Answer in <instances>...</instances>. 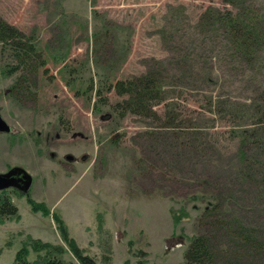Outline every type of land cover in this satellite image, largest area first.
Wrapping results in <instances>:
<instances>
[{"label":"rangeland","instance_id":"374dc122","mask_svg":"<svg viewBox=\"0 0 264 264\" xmlns=\"http://www.w3.org/2000/svg\"><path fill=\"white\" fill-rule=\"evenodd\" d=\"M0 20L44 61L15 99L0 79L15 131L0 173L32 177L27 197L6 191L18 217L0 220V264L44 256L34 241L76 263L62 226L97 264H184L197 235L216 264H264V0H0ZM14 60L0 42V65ZM147 76L155 117H118L126 97L103 85Z\"/></svg>","mask_w":264,"mask_h":264},{"label":"trees","instance_id":"16d2710c","mask_svg":"<svg viewBox=\"0 0 264 264\" xmlns=\"http://www.w3.org/2000/svg\"><path fill=\"white\" fill-rule=\"evenodd\" d=\"M229 29L234 46L235 43L240 48L249 45V42H251L249 41L250 34H248V30L245 27L244 29L246 30L231 21ZM0 42L9 49L10 55L15 58L16 65L13 70H21V78L24 83L30 82L31 76L34 75L36 69L34 67H42L44 65L42 53L36 49L33 37H26L25 34L15 27L0 20ZM103 86H106V90H114L117 95L126 97L112 106V110L118 117H122L126 112L143 116L149 115L150 112L153 113L152 102L156 101L155 99L158 98L157 93L160 92V89H155L156 79L151 76L117 80L114 84H104ZM100 91L99 88L97 95H100ZM151 117H155V114L153 113ZM168 121L169 124L173 123L171 119ZM32 205L33 208L37 207L34 204ZM15 217H18L17 206L11 201L8 192L1 191L0 220ZM60 231L63 239L68 242L69 249L76 263L65 261L61 257L63 251L61 246H50L47 243L34 241L32 242L33 250H38L39 247H42L46 249V254L36 260L29 261L26 259L27 248L22 247L16 252L13 264H97L94 258L83 254L74 240L67 238V231L64 226L61 227ZM36 246L37 248L34 249ZM184 264H216L213 250L204 235H197L188 239V244L184 251Z\"/></svg>","mask_w":264,"mask_h":264},{"label":"flooded vegetation","instance_id":"af4514ba","mask_svg":"<svg viewBox=\"0 0 264 264\" xmlns=\"http://www.w3.org/2000/svg\"><path fill=\"white\" fill-rule=\"evenodd\" d=\"M14 62H15V60H14ZM3 63V64H2ZM2 63H1V65H0V68H1V70H0V79L1 78H4V79H9L10 77L9 76H11V75H13V80L11 81V84H10V86L9 87H6L5 88V90H4V92L2 93V96L4 97V98H2L3 100H5V97L6 98H9L10 100H12V99H15V98H17L16 96V94H19V91L21 90V88H22V84L24 83V80H22V78H21V76L20 75H17V76H15V74H16V70H13L14 69V67H15V65L16 64H13V65H8V64H6V62L4 61H2ZM16 63V62H15ZM25 84V83H24ZM3 105L2 104H0V116H1V118L8 124V122L6 121V119L5 118H3V115H2V110H3ZM9 125V124H8ZM11 126V125H10ZM15 133V131L13 130V128H12V130H11V132L10 133H8V134H14ZM38 135H39V132H38ZM71 136L72 137H76V136H80V134H78V133H73V134H71ZM55 137H56V139H59V135L58 134H56L55 135ZM51 156H54L55 154L54 153H51L50 154ZM85 157H86V155H82V156H80V158H74L71 154H65L64 156H63V159L65 160V161H67V162H69V163H75V162H78L79 160H83V159H85ZM10 168H8L6 171H4V172H7L8 170H9ZM31 185H32V183H31ZM4 191H8V192H12V193H16V194H18V195H22V196H28L29 195V192H28V194H26V195H24V194H22V193H20L17 189H6V190H4ZM29 191H30V189H29Z\"/></svg>","mask_w":264,"mask_h":264},{"label":"water","instance_id":"95a60500","mask_svg":"<svg viewBox=\"0 0 264 264\" xmlns=\"http://www.w3.org/2000/svg\"><path fill=\"white\" fill-rule=\"evenodd\" d=\"M9 126L0 116V132L10 133ZM31 175L20 167H12L7 172L0 173V192L6 189H17L20 193L26 195L31 187Z\"/></svg>","mask_w":264,"mask_h":264}]
</instances>
